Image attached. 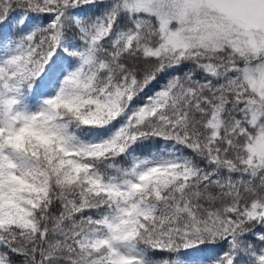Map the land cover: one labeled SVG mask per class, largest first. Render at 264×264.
Segmentation results:
<instances>
[{
  "label": "snow or ice",
  "instance_id": "snow-or-ice-1",
  "mask_svg": "<svg viewBox=\"0 0 264 264\" xmlns=\"http://www.w3.org/2000/svg\"><path fill=\"white\" fill-rule=\"evenodd\" d=\"M0 264H264V0H0Z\"/></svg>",
  "mask_w": 264,
  "mask_h": 264
}]
</instances>
